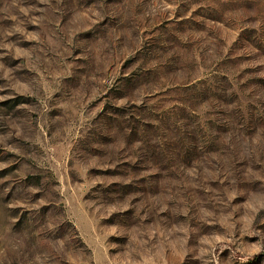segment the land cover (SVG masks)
<instances>
[{"label":"rangeland","instance_id":"1","mask_svg":"<svg viewBox=\"0 0 264 264\" xmlns=\"http://www.w3.org/2000/svg\"><path fill=\"white\" fill-rule=\"evenodd\" d=\"M0 264H264V0H0Z\"/></svg>","mask_w":264,"mask_h":264}]
</instances>
